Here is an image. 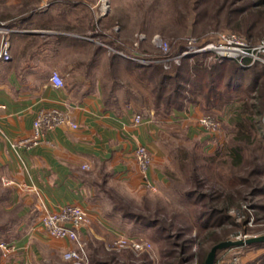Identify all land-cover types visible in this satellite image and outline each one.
Returning <instances> with one entry per match:
<instances>
[{"label":"crops","instance_id":"obj_1","mask_svg":"<svg viewBox=\"0 0 264 264\" xmlns=\"http://www.w3.org/2000/svg\"><path fill=\"white\" fill-rule=\"evenodd\" d=\"M99 1L0 0V47L7 39L10 53L0 61V237L12 245L6 254L0 249V264H54L51 258L72 248L40 224L45 210L67 202L84 207L96 239L110 234L112 208L101 212L96 204L111 205L112 187L131 193L144 186L132 156L139 144L153 153L147 177L155 190L167 183L153 108L139 112L133 90L113 85L119 70L112 72L111 52L90 56L94 21L112 25L110 5L96 17ZM53 70L63 87L51 84ZM42 108H57L76 126H58L30 149L13 147ZM174 113L186 118L190 108Z\"/></svg>","mask_w":264,"mask_h":264},{"label":"rangeland","instance_id":"obj_2","mask_svg":"<svg viewBox=\"0 0 264 264\" xmlns=\"http://www.w3.org/2000/svg\"><path fill=\"white\" fill-rule=\"evenodd\" d=\"M107 1L112 7V25L106 27L94 21L91 31L96 33L87 36L91 42L86 44H90L94 52L90 56H96L95 52L101 50L111 52L112 58L116 56L112 72L119 70L118 81L112 83L132 89L134 103L143 114H146V108L153 106L149 84L128 73L130 67L125 61L129 59L123 57L120 51L130 55L157 56L159 48L152 41L157 38L170 44V54H175L188 38H204L220 31L241 34L251 44L264 39V5L257 4L258 0ZM140 35L143 38L139 39ZM101 40L102 45L99 43ZM134 42H137V47L133 46ZM206 55L212 56L209 53ZM158 63L168 68L174 61ZM183 67L185 70L186 66ZM248 83L246 78L242 89ZM246 92L255 97L248 102L261 104L260 108L253 109L256 113L252 118L258 126L247 130H239L238 125L230 122L228 114L232 107L209 106L199 95L196 102L182 110L188 113L190 108L186 118L175 115L177 110L166 114L161 109L162 112L155 115L153 109L159 128L155 149L162 156L167 183L160 191H151L143 186L130 193L124 188L112 187L111 205L106 201L96 204L101 212L112 208L110 221L105 220L112 226V231L96 239L91 235L89 220V226L82 235L86 242V264L92 260L107 264H145V260L148 264H174L183 255L182 264H204L210 248L220 241L264 235V192L255 191V188L264 185V84ZM231 97L235 98L234 95ZM205 114L217 120L218 128L209 131L198 124L197 118ZM235 145L241 148L242 159L238 166L231 164L227 153L228 148ZM151 156L152 165V152ZM196 178L199 185L195 184ZM196 189L210 197L201 200L195 197V200L198 199L196 203L189 195ZM229 197L232 203L227 209L213 214L208 221L206 211L220 208L230 200ZM126 213L131 215L125 216ZM144 219L157 220L166 227V231L159 237V232L143 224ZM203 222H206L205 226H202ZM132 237L145 238L150 242V248L139 254L125 247L106 248L119 238ZM0 241L3 238L0 237ZM233 252L240 256V264H264V244L223 249L216 254L214 264ZM59 254L50 259L54 264H80L66 261L62 253Z\"/></svg>","mask_w":264,"mask_h":264},{"label":"built area","instance_id":"obj_3","mask_svg":"<svg viewBox=\"0 0 264 264\" xmlns=\"http://www.w3.org/2000/svg\"><path fill=\"white\" fill-rule=\"evenodd\" d=\"M93 7H96L95 15L99 18L104 16L109 10L107 0H100ZM141 38H143L142 35L139 36V39ZM87 39L90 38L87 37ZM152 41L159 48L157 56H141L135 53L130 55L121 51L119 53L129 60H134L143 65L166 61H174L177 64L183 57L201 53H209L219 60H234L245 68L255 63L264 65V39H261L256 44H251L244 36L233 31L215 32L204 38H188L180 51L175 54H170V44L167 42L157 38H153ZM133 46L137 47V42H134ZM9 58V44L7 39L4 38L0 47V61L8 60ZM49 79L51 84L56 88L64 86V80L56 70L52 71ZM133 120L135 123H139L141 116L135 114ZM197 122L202 128L209 131L218 128L217 120L209 114L200 115L197 118ZM62 125L76 126L64 112L57 108H42L37 111L32 120L30 133L16 140L12 146L20 149H30L40 144L49 131ZM132 156L137 163L144 186L151 191H155V186L147 177V170L152 163L149 147L145 144L135 146L132 149ZM4 183L9 182L5 181ZM40 224L48 236L74 242L75 247L69 248L62 253L64 260L86 264V242L82 238V235L85 228L89 226V218L83 206L67 202L54 210H45L41 216ZM124 247L130 249L135 254H139L150 248V242L143 237L119 238L110 247L106 246L107 249ZM11 248L12 245L10 243L0 241V249L3 254L9 252ZM216 264H240V256L233 252L221 257Z\"/></svg>","mask_w":264,"mask_h":264},{"label":"trees","instance_id":"obj_4","mask_svg":"<svg viewBox=\"0 0 264 264\" xmlns=\"http://www.w3.org/2000/svg\"><path fill=\"white\" fill-rule=\"evenodd\" d=\"M257 4L264 5V0H258ZM258 11L259 10H257V13ZM206 54L207 53H201L183 57L180 60L181 62L177 64L172 63V67L170 66L168 68H164L160 63L143 65L138 62H132L131 60H126L125 62L130 67V69L127 70L130 74H134L136 78L143 83L149 84L146 85L148 86V92L151 96V101L153 103L152 108L154 109L155 115H158L162 110L166 114L174 110L182 111L186 106L196 102V96L199 95L203 97L204 101L209 106L232 107V111L228 114L229 120L231 123H235L236 126L238 125L239 130L257 127V121L252 118L254 113H256L253 109L256 110L260 108L261 104L248 102L250 99L251 101L254 100L255 97L250 96V93L248 94L246 91L251 92L256 89L258 85L262 86V84H264L262 83L264 82V65L255 63L245 68L234 60H219L213 56L209 57ZM113 57L116 58V56ZM115 58H112V67L116 63ZM183 65L186 66L185 70ZM246 78H248L249 83L245 86V89H242V85L245 83ZM259 79H262L260 84H258ZM232 95H234L235 98H232ZM166 114L164 115L166 116ZM239 137L241 138V135ZM237 139L238 138H236V140ZM240 152L241 148H239V146L235 145L228 148V157L231 159V164H233V166H238L241 163L242 156ZM195 182L196 185H199L197 178ZM255 191L258 193L264 192V185L258 186L255 188ZM189 195H192L194 200L195 197H198L200 200L210 197L208 194L197 189L189 192ZM228 199L230 200L220 208L213 207L211 211H206L209 219L208 221L212 219L213 214L218 212L223 213L227 209L232 203V199L230 197ZM195 201L197 203L198 199ZM124 215L130 216L131 214L126 213ZM198 219L200 221L201 218L198 216L197 220ZM143 224L146 227L155 229L154 232H159V237H161L163 231H166V227L161 226L157 220L144 219ZM205 225L206 222H203L202 226ZM262 244H264V242H257L249 245ZM181 253H183V250H181ZM169 254L172 255L173 253ZM183 257L184 255L178 257L175 263L182 264ZM144 263L148 264V261L145 260ZM90 264L107 263L92 260Z\"/></svg>","mask_w":264,"mask_h":264},{"label":"water","instance_id":"obj_5","mask_svg":"<svg viewBox=\"0 0 264 264\" xmlns=\"http://www.w3.org/2000/svg\"><path fill=\"white\" fill-rule=\"evenodd\" d=\"M264 242V235L253 236L246 239L223 240L214 244L208 251L204 264H214L216 253L226 248L249 245L252 243Z\"/></svg>","mask_w":264,"mask_h":264}]
</instances>
